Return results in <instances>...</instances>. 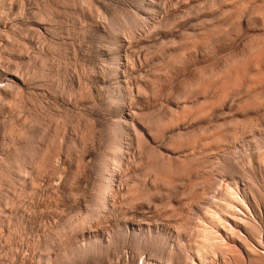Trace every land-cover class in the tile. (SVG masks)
<instances>
[{"label": "rangeland", "instance_id": "1", "mask_svg": "<svg viewBox=\"0 0 264 264\" xmlns=\"http://www.w3.org/2000/svg\"><path fill=\"white\" fill-rule=\"evenodd\" d=\"M0 264H264V0H0Z\"/></svg>", "mask_w": 264, "mask_h": 264}]
</instances>
